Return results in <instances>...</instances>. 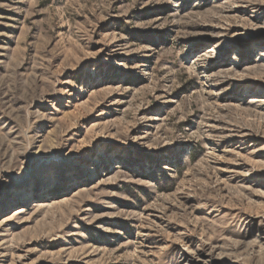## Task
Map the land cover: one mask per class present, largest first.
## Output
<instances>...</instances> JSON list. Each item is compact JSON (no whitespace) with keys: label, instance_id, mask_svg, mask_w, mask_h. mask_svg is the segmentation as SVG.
<instances>
[{"label":"rangeland","instance_id":"374dc122","mask_svg":"<svg viewBox=\"0 0 264 264\" xmlns=\"http://www.w3.org/2000/svg\"><path fill=\"white\" fill-rule=\"evenodd\" d=\"M0 264H264V0H0Z\"/></svg>","mask_w":264,"mask_h":264},{"label":"bare ground","instance_id":"6f19581e","mask_svg":"<svg viewBox=\"0 0 264 264\" xmlns=\"http://www.w3.org/2000/svg\"><path fill=\"white\" fill-rule=\"evenodd\" d=\"M37 207H39L40 205H36ZM20 212V211H19ZM16 215V214H15Z\"/></svg>","mask_w":264,"mask_h":264}]
</instances>
